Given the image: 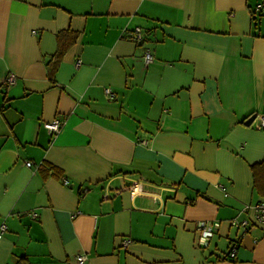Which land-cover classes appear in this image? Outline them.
<instances>
[{
    "label": "crops",
    "instance_id": "0c3cea01",
    "mask_svg": "<svg viewBox=\"0 0 264 264\" xmlns=\"http://www.w3.org/2000/svg\"><path fill=\"white\" fill-rule=\"evenodd\" d=\"M257 4L0 0V264H264Z\"/></svg>",
    "mask_w": 264,
    "mask_h": 264
},
{
    "label": "built area",
    "instance_id": "2783aa9c",
    "mask_svg": "<svg viewBox=\"0 0 264 264\" xmlns=\"http://www.w3.org/2000/svg\"><path fill=\"white\" fill-rule=\"evenodd\" d=\"M255 10L260 12L264 10V6H262L261 4H257L255 7ZM134 35H135L134 36L135 38H141V29L137 27L134 31ZM150 59H151L150 53L148 51H145L144 60L149 61ZM6 81L9 83L14 82V75L12 73L8 74L6 77ZM106 92L110 93V89L107 88ZM257 119H258V126L264 128V113L258 115ZM44 125L48 128L50 132H55L59 130L60 128L61 120L59 118H54L50 121H46ZM25 163L26 165H31V161H26ZM129 189L132 193H136L137 191L141 189L140 183L133 182L129 186ZM251 208L253 209L254 221L256 223L264 225V200L256 201L255 203L251 205ZM231 222L232 224L242 225L244 229H246L245 228L247 224L246 220L237 221L235 219H232ZM4 230H5V225L2 223L0 224V237L2 236ZM199 230H200L202 239L204 240V242H207L209 238L211 237V235L214 233L215 227L211 223L205 222V223H200ZM128 241H129L128 239H123L121 241V245H126ZM235 250H236V244H233L229 250V255L233 257L235 255ZM76 258L78 262H82L84 260V255L82 254L77 255Z\"/></svg>",
    "mask_w": 264,
    "mask_h": 264
},
{
    "label": "trees",
    "instance_id": "16d2710c",
    "mask_svg": "<svg viewBox=\"0 0 264 264\" xmlns=\"http://www.w3.org/2000/svg\"><path fill=\"white\" fill-rule=\"evenodd\" d=\"M62 49L61 48H58L57 49V53L55 54V56H54V59L57 61V59H59V57L61 56V54H62ZM52 64H54L55 65V63H52ZM54 65H52V70L54 69ZM256 165H264V161H262L261 163H259V164H253V165H251L252 166V168L253 169H255V167H256ZM50 167V166H49ZM50 168H53V167H50ZM255 180L257 181V177L255 176V174H254V182H255ZM255 184V183H254ZM256 185V184H255ZM27 262L25 261V264H26Z\"/></svg>",
    "mask_w": 264,
    "mask_h": 264
},
{
    "label": "water",
    "instance_id": "95a60500",
    "mask_svg": "<svg viewBox=\"0 0 264 264\" xmlns=\"http://www.w3.org/2000/svg\"><path fill=\"white\" fill-rule=\"evenodd\" d=\"M255 117H256L255 113L250 115L247 119H245L244 123L247 124V125L251 124L252 121L255 119Z\"/></svg>",
    "mask_w": 264,
    "mask_h": 264
}]
</instances>
